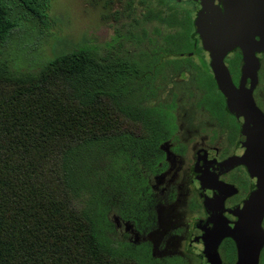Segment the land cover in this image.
Returning <instances> with one entry per match:
<instances>
[{
	"label": "trees",
	"instance_id": "1",
	"mask_svg": "<svg viewBox=\"0 0 264 264\" xmlns=\"http://www.w3.org/2000/svg\"><path fill=\"white\" fill-rule=\"evenodd\" d=\"M15 1L13 17L0 0V49L19 20L48 23L49 0ZM143 55L108 65L80 49L33 77L0 71V264L173 263L117 239L111 217L134 220L138 160L171 128L164 106L146 103Z\"/></svg>",
	"mask_w": 264,
	"mask_h": 264
},
{
	"label": "flooded vegetation",
	"instance_id": "2",
	"mask_svg": "<svg viewBox=\"0 0 264 264\" xmlns=\"http://www.w3.org/2000/svg\"><path fill=\"white\" fill-rule=\"evenodd\" d=\"M122 1L124 10L117 19L122 21L120 26L126 24L129 38L114 47L112 53H121L120 58L137 65L144 54L142 59L149 65L144 71L149 76L143 80L150 82L154 90L146 103L164 106L170 114L171 128L164 132L165 140L159 144L158 151L138 160L139 204L134 220L124 221L112 215V222L117 232L124 228L120 234L122 241L149 247L155 259L201 264L202 258L191 253L189 246L196 228L206 233L214 227L203 197L211 202L218 215L235 223L236 208L250 191V178L243 166L219 173L209 182L215 165L234 154L240 140L239 124L226 109L210 67L209 53L203 49L195 31L200 5L192 0H139L142 7L137 8L136 0ZM158 15L163 20L174 15L177 24L160 21ZM190 20L193 31L191 35L183 34ZM153 23L155 38L148 36L145 29V25ZM145 42L148 49L129 53L124 48L127 43L139 46ZM256 56L260 66L251 94L264 116V52ZM223 63L234 86L239 88L241 51H231ZM142 69L138 66L135 70ZM251 87L248 79L244 89ZM261 226L264 231V218ZM217 254L219 264H236L235 242L223 238L217 245ZM258 264H264V245Z\"/></svg>",
	"mask_w": 264,
	"mask_h": 264
},
{
	"label": "water",
	"instance_id": "3",
	"mask_svg": "<svg viewBox=\"0 0 264 264\" xmlns=\"http://www.w3.org/2000/svg\"><path fill=\"white\" fill-rule=\"evenodd\" d=\"M192 1L201 7L194 21L196 34L203 49L209 53L210 67L226 109L240 128V140L234 154L215 165L209 182L219 173L243 166L250 178V191L236 208L238 221L235 223L218 215L211 202L203 197L214 227L206 233L196 228L189 251L202 258L201 264H219L217 245L229 237L237 248L236 264H258L264 245L261 226L264 218V116L257 109L251 90L257 83L260 66L256 54L264 52V0ZM236 49L241 51L243 59L239 88L234 86L223 63L224 57ZM248 79L252 87L245 90Z\"/></svg>",
	"mask_w": 264,
	"mask_h": 264
},
{
	"label": "rangeland",
	"instance_id": "4",
	"mask_svg": "<svg viewBox=\"0 0 264 264\" xmlns=\"http://www.w3.org/2000/svg\"><path fill=\"white\" fill-rule=\"evenodd\" d=\"M5 1L15 17L16 1ZM138 2H135L137 8H141ZM123 10L122 0H49L47 25L34 19L19 20L0 49V71L10 77H33L55 57L80 49L89 51L95 58H105L108 65L121 62V53L112 52L129 38L126 24L120 26L122 21L117 19ZM154 26V23L145 25L151 38H155ZM163 32L166 33L164 29ZM124 48L133 53L148 49L149 44L127 43ZM123 230L115 234L117 239L121 240Z\"/></svg>",
	"mask_w": 264,
	"mask_h": 264
}]
</instances>
